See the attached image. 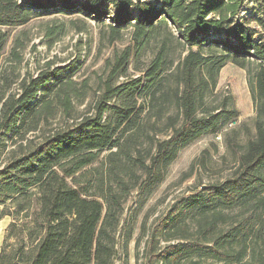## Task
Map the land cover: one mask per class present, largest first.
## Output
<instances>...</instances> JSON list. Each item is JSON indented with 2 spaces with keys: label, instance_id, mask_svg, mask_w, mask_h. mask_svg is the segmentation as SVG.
I'll use <instances>...</instances> for the list:
<instances>
[{
  "label": "trees",
  "instance_id": "obj_1",
  "mask_svg": "<svg viewBox=\"0 0 264 264\" xmlns=\"http://www.w3.org/2000/svg\"><path fill=\"white\" fill-rule=\"evenodd\" d=\"M25 6L44 10L54 2L0 0V28L28 23L31 12ZM58 7L100 22L108 19L113 40L131 28L138 50L165 30L186 54L165 76L162 48L140 77L113 85L115 77L127 72L130 52L124 50L112 64L107 62L109 77L79 116L74 115V100L83 98L86 82L79 89L59 70L24 78L13 93L0 85V133L18 144L0 169V216L11 217L7 240L13 241L0 248V264H115L123 204L130 181L138 179L136 172L144 176V193L151 192L182 149L236 118L225 106L203 109L226 63L247 72L256 107L255 137L243 147L231 178L179 204L199 205V214L213 210L209 228L220 210L264 206V0H62ZM6 39L0 30V54ZM165 81L172 85L165 88ZM170 105L175 114L166 116ZM149 112L154 123L164 121L166 137L141 150L137 119ZM58 114L62 125L45 131ZM29 134L38 141L27 140ZM103 153L104 173L92 184L89 172ZM180 206L172 209L169 228L183 222ZM248 233L246 227L238 235L245 239ZM235 238L228 234L217 241L224 245ZM217 247L197 250L217 261L235 262L247 251L243 245L229 255ZM182 252L176 250L169 264Z\"/></svg>",
  "mask_w": 264,
  "mask_h": 264
},
{
  "label": "rangeland",
  "instance_id": "obj_2",
  "mask_svg": "<svg viewBox=\"0 0 264 264\" xmlns=\"http://www.w3.org/2000/svg\"><path fill=\"white\" fill-rule=\"evenodd\" d=\"M52 1L54 7L44 10L25 6L31 12V20L25 25L0 28L7 36L0 54V85H7L10 93L17 91L19 82L24 78H35L42 72L59 70L70 77L79 89L86 82L83 98L74 100V115L79 116L88 110L98 87L109 77L111 68L107 62L112 64L124 50L129 49L130 52L127 72L123 77H115L113 85L140 77L162 48L167 68L165 76L174 71L186 54V49L165 30L152 35L138 50L133 46L131 28L122 30L119 37L113 40L108 19L100 22L83 14H72L59 9L62 0ZM172 34L175 36L174 32ZM164 85L168 88L172 83L165 81ZM223 106L233 110L236 118L218 133L206 134L182 149L155 189L144 193V176L136 172L138 179L130 181L132 188L123 204L116 236L115 264H169L168 258L176 250L184 252L178 255L174 264H264V206L258 211L254 203L232 210H218L220 217L215 216L216 221L209 228L207 220L213 218V210L199 214V205L187 208L190 202L184 206L179 204L204 187L231 178L238 167L243 147L255 137L256 107L248 87L247 72L230 63L220 70L215 87L204 99L203 109L213 110ZM168 108L166 116L174 115V107L170 105ZM154 120L152 112L143 113L137 119L142 132L138 146L141 150L149 148L153 140L166 137L163 133L164 121L154 123ZM62 123L61 114H58L49 121L45 131L56 129ZM35 137L29 134L26 139L37 142ZM16 146L18 144H12L0 133V169L13 156ZM105 155L102 154L89 172L92 184L104 173L102 164ZM125 181L129 182V179L126 177ZM177 206H180L183 222L176 228H169L170 213ZM10 222L11 217L0 216V248L13 242L7 240ZM246 227L249 233L244 239L238 233ZM228 234L236 236L234 243L222 245L221 241H217ZM169 237L184 239L168 240ZM243 245L247 251L240 262L217 261L197 250L201 246H218L220 251L235 255Z\"/></svg>",
  "mask_w": 264,
  "mask_h": 264
}]
</instances>
